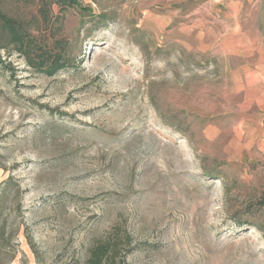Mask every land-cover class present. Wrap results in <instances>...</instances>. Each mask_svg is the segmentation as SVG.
Here are the masks:
<instances>
[{
    "label": "rangeland",
    "instance_id": "374dc122",
    "mask_svg": "<svg viewBox=\"0 0 264 264\" xmlns=\"http://www.w3.org/2000/svg\"><path fill=\"white\" fill-rule=\"evenodd\" d=\"M77 1L0 0L34 65L0 29V264H84L109 236L125 264H264V0L235 20L249 52L205 0Z\"/></svg>",
    "mask_w": 264,
    "mask_h": 264
},
{
    "label": "trees",
    "instance_id": "16d2710c",
    "mask_svg": "<svg viewBox=\"0 0 264 264\" xmlns=\"http://www.w3.org/2000/svg\"><path fill=\"white\" fill-rule=\"evenodd\" d=\"M55 3L59 4L62 9H75L81 13L87 12L77 0H55ZM0 29L3 34L9 39V41L17 47L19 52H23L26 54L28 58V64L31 65L32 61L28 57V54L31 51V43H29V37L25 35L24 28L20 25V23L0 12ZM64 67L65 63L63 59L59 56H56L52 60H48V62L41 61L37 65L36 69L47 76H53L61 71ZM8 183L9 180H6L1 184L0 220L3 215V210H5L8 202ZM3 234L4 228L0 227V236H2ZM115 237L120 240V236L118 234L114 235V238ZM125 240L127 243H123L121 245H129L128 236H125ZM121 245L119 243H116L115 239H113V237L111 238V236L98 241L90 248L88 257L84 264H125V258L128 252L122 253Z\"/></svg>",
    "mask_w": 264,
    "mask_h": 264
},
{
    "label": "crops",
    "instance_id": "0c3cea01",
    "mask_svg": "<svg viewBox=\"0 0 264 264\" xmlns=\"http://www.w3.org/2000/svg\"><path fill=\"white\" fill-rule=\"evenodd\" d=\"M206 4L205 7L208 9H214V8H221L224 6V9L227 10L228 13V18H231L232 20H237L238 15L240 13V8L242 7V0H205ZM199 25L202 24L201 19L196 21ZM225 35L223 36L224 39V44L222 45L224 49L223 51H238V52H249L250 49V40H249V35L246 33L242 32L238 21H235L232 23L231 26H227L225 29ZM201 44L199 47V52L202 54L211 52V47H212V41L209 43V41H205L203 43V39L198 40ZM258 53L262 54V59H264V51H258ZM254 79L256 82H263L264 83V65L258 66L257 71L253 73ZM247 82L251 79L247 78ZM259 104L262 106L264 105V93H263V98L260 100ZM261 111H264V106L262 107ZM264 113V112H263ZM258 151L260 153L264 154V145L260 148H258Z\"/></svg>",
    "mask_w": 264,
    "mask_h": 264
}]
</instances>
